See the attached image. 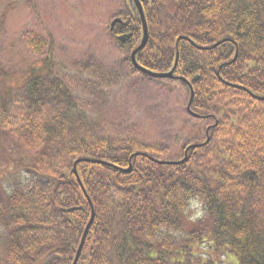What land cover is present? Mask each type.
<instances>
[{"label": "trees", "instance_id": "16d2710c", "mask_svg": "<svg viewBox=\"0 0 264 264\" xmlns=\"http://www.w3.org/2000/svg\"><path fill=\"white\" fill-rule=\"evenodd\" d=\"M141 1L149 38L138 64L174 76L134 67L143 32L131 0L110 36L138 74L187 93L181 129L193 130L160 144L102 133L46 57L16 106L0 91L1 120L17 108L13 129L35 156L0 187V264H264V0Z\"/></svg>", "mask_w": 264, "mask_h": 264}, {"label": "rangeland", "instance_id": "374dc122", "mask_svg": "<svg viewBox=\"0 0 264 264\" xmlns=\"http://www.w3.org/2000/svg\"><path fill=\"white\" fill-rule=\"evenodd\" d=\"M123 1L0 0V18L6 11L0 33V91L11 92L16 106L25 99L30 72L47 73L49 56L51 77L64 82L80 112L92 121L90 126H99L102 133L147 144L171 141L169 135L176 129L183 136L190 134L196 122L181 129L189 119L187 93L177 84L170 89L138 74L128 62L129 47L121 48L110 36V24ZM30 35L42 39L41 51L29 46ZM101 79L109 83L104 85ZM92 82L103 85L104 91L93 93ZM18 117L16 108L5 120L0 118V187L17 182V164L34 163L32 149L13 129ZM191 211V219L201 213L197 206ZM6 233L0 225L1 255Z\"/></svg>", "mask_w": 264, "mask_h": 264}, {"label": "water", "instance_id": "95a60500", "mask_svg": "<svg viewBox=\"0 0 264 264\" xmlns=\"http://www.w3.org/2000/svg\"><path fill=\"white\" fill-rule=\"evenodd\" d=\"M134 1V3L136 4L138 10H139V14H140V19H141V22H142V26H143V39H142V42L141 45L135 49L131 54H132V62L134 64V66L143 71L144 73L147 72L148 74H151L152 76L154 77H160V78H169V77H172L173 76V73L172 72H169V74H157V73H153V72H150L146 69H144L143 67H141L139 64H137V59H136V56H137V53L140 52L141 50L144 49V47L146 46V42H148V26H147V22L146 21V17H145V13L143 11V6H142V3L140 2V0H132ZM122 20L121 19H116L112 22V25H111V30L113 31L114 27L116 24L118 23H121ZM131 36L130 35H123V36H120L119 37V40L123 43L127 42V40L130 38Z\"/></svg>", "mask_w": 264, "mask_h": 264}]
</instances>
